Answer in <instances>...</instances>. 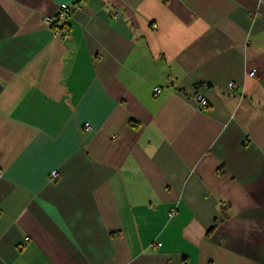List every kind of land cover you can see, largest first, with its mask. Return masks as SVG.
Wrapping results in <instances>:
<instances>
[{
    "label": "crops",
    "instance_id": "obj_1",
    "mask_svg": "<svg viewBox=\"0 0 264 264\" xmlns=\"http://www.w3.org/2000/svg\"><path fill=\"white\" fill-rule=\"evenodd\" d=\"M0 169V264H264V0H0Z\"/></svg>",
    "mask_w": 264,
    "mask_h": 264
},
{
    "label": "built area",
    "instance_id": "obj_2",
    "mask_svg": "<svg viewBox=\"0 0 264 264\" xmlns=\"http://www.w3.org/2000/svg\"><path fill=\"white\" fill-rule=\"evenodd\" d=\"M69 12H70V5L68 3H61L59 5V8L56 12L55 15L53 16H45L43 18L44 22L48 25L51 33H53V35L58 36V37H65L67 32H68V25H67V21H68V17H69ZM153 27H156V25H153ZM254 71L250 72L249 75H253ZM232 85V84H230ZM160 88L159 87H155L154 88V92L156 94L160 93ZM194 99L197 101L198 106L200 108H204L207 107L208 105V101L206 99V97L202 94L201 91H197L194 94ZM92 127L90 125L89 122H86L84 124V129L85 130H90ZM1 169H0V179H1ZM27 239V237H26Z\"/></svg>",
    "mask_w": 264,
    "mask_h": 264
},
{
    "label": "trees",
    "instance_id": "obj_3",
    "mask_svg": "<svg viewBox=\"0 0 264 264\" xmlns=\"http://www.w3.org/2000/svg\"><path fill=\"white\" fill-rule=\"evenodd\" d=\"M76 3H77V2H76ZM68 24H69V22L67 21V25H68ZM68 29H69V25H68ZM85 123H86V122H85ZM85 123H84V124H85ZM84 124H83V127H84Z\"/></svg>",
    "mask_w": 264,
    "mask_h": 264
}]
</instances>
